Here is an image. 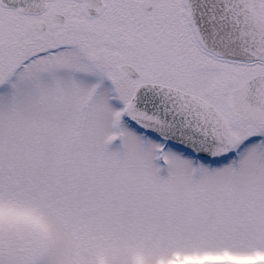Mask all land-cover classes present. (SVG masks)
<instances>
[{
	"label": "snow or ice",
	"instance_id": "obj_1",
	"mask_svg": "<svg viewBox=\"0 0 264 264\" xmlns=\"http://www.w3.org/2000/svg\"><path fill=\"white\" fill-rule=\"evenodd\" d=\"M0 264H264V0H0Z\"/></svg>",
	"mask_w": 264,
	"mask_h": 264
}]
</instances>
